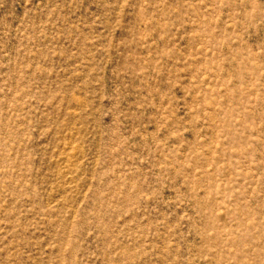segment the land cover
I'll return each instance as SVG.
<instances>
[{
	"label": "rangeland",
	"instance_id": "rangeland-1",
	"mask_svg": "<svg viewBox=\"0 0 264 264\" xmlns=\"http://www.w3.org/2000/svg\"><path fill=\"white\" fill-rule=\"evenodd\" d=\"M0 264H264V0H0Z\"/></svg>",
	"mask_w": 264,
	"mask_h": 264
}]
</instances>
